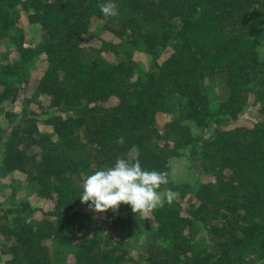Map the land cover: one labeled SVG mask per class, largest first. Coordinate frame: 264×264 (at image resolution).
<instances>
[{
  "label": "trees",
  "instance_id": "trees-1",
  "mask_svg": "<svg viewBox=\"0 0 264 264\" xmlns=\"http://www.w3.org/2000/svg\"><path fill=\"white\" fill-rule=\"evenodd\" d=\"M104 2L0 0V261L264 264V0ZM118 157L176 195L92 228L82 180Z\"/></svg>",
  "mask_w": 264,
  "mask_h": 264
},
{
  "label": "clouds",
  "instance_id": "clouds-1",
  "mask_svg": "<svg viewBox=\"0 0 264 264\" xmlns=\"http://www.w3.org/2000/svg\"><path fill=\"white\" fill-rule=\"evenodd\" d=\"M100 12L106 18L118 15L114 0H105ZM166 183L164 172L142 168L138 160L118 157L113 165L83 178L78 198L81 203L88 202L94 212L116 211L120 204H127L132 212L143 215L173 201L176 195L173 190L159 191Z\"/></svg>",
  "mask_w": 264,
  "mask_h": 264
},
{
  "label": "rangeland",
  "instance_id": "rangeland-1",
  "mask_svg": "<svg viewBox=\"0 0 264 264\" xmlns=\"http://www.w3.org/2000/svg\"><path fill=\"white\" fill-rule=\"evenodd\" d=\"M93 28H97L96 24L94 23L93 24ZM251 110H250V107L244 112V114L241 116V120H242V123L246 124L250 117H251ZM238 124V122L234 121V122H230V121H223L222 122V125L220 127H225V128H232L234 126H236ZM44 125L39 122L38 123V130H43L44 129ZM197 150V147L194 146L193 147V152H195ZM188 164V163H187ZM170 168H171V176H172V179L174 180H189L190 176L188 175V167L186 165V162L179 158V159H170ZM194 175H196V168L194 169ZM9 175H5V176H0V201H3L4 198L10 196L12 194V191L14 189L10 188L11 186L8 185V178ZM198 177L201 178V180H197V181H203L204 178L203 176H200V175H196ZM194 179V178H193ZM189 181H192L193 183L197 184V181H194L192 179H190ZM6 196V197H5ZM14 198L16 199H27L33 203H36L35 200H33V195L31 194H23V190H19L18 192L14 193L13 194ZM43 205H45L43 202H42ZM37 206H40L41 203L40 201H38L36 203ZM90 213H92V228L94 227V224L97 225V224H102V220H103V212L102 213H98V212H94L92 211L91 209H87ZM39 216V212L35 213L34 215V218H38ZM89 230V228H87ZM126 237L124 235H122V239H125ZM0 240H3L2 239V236L0 235ZM140 242L142 243L143 242V239L140 240ZM0 264H4V260L3 261H0Z\"/></svg>",
  "mask_w": 264,
  "mask_h": 264
}]
</instances>
